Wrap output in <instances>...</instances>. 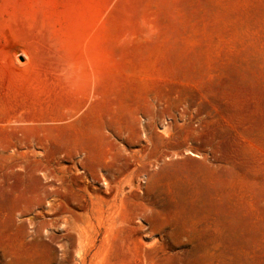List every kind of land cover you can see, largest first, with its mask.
Here are the masks:
<instances>
[{"label":"rangeland","instance_id":"1","mask_svg":"<svg viewBox=\"0 0 264 264\" xmlns=\"http://www.w3.org/2000/svg\"><path fill=\"white\" fill-rule=\"evenodd\" d=\"M0 264H264V0H0Z\"/></svg>","mask_w":264,"mask_h":264}]
</instances>
